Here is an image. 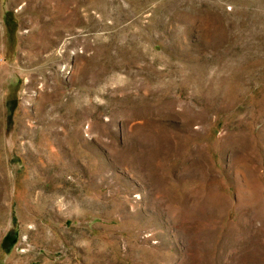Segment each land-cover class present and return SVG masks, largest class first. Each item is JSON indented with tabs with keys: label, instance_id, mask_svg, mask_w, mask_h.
I'll return each instance as SVG.
<instances>
[{
	"label": "rangeland",
	"instance_id": "374dc122",
	"mask_svg": "<svg viewBox=\"0 0 264 264\" xmlns=\"http://www.w3.org/2000/svg\"><path fill=\"white\" fill-rule=\"evenodd\" d=\"M0 264H264V0H0Z\"/></svg>",
	"mask_w": 264,
	"mask_h": 264
},
{
	"label": "bare ground",
	"instance_id": "6f19581e",
	"mask_svg": "<svg viewBox=\"0 0 264 264\" xmlns=\"http://www.w3.org/2000/svg\"><path fill=\"white\" fill-rule=\"evenodd\" d=\"M74 22V21H73ZM76 22V21H75ZM44 39V38H43ZM51 41V40H50ZM47 46V45H46ZM49 124V123H48ZM51 132V131H50ZM76 132V131H75ZM48 133V132H47ZM76 143V142H75ZM235 230V229H234Z\"/></svg>",
	"mask_w": 264,
	"mask_h": 264
}]
</instances>
